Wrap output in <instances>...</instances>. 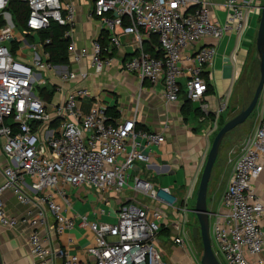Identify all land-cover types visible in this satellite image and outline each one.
Masks as SVG:
<instances>
[{"label": "built area", "instance_id": "1", "mask_svg": "<svg viewBox=\"0 0 264 264\" xmlns=\"http://www.w3.org/2000/svg\"><path fill=\"white\" fill-rule=\"evenodd\" d=\"M27 7V29L22 30L9 11L11 0H0V136L10 164L4 168L5 182L0 186V225L15 228L30 226L28 243L35 258L33 264H86L77 253L67 249L53 251L45 245L40 227H49L63 234L75 227V218L64 213L63 204L53 190L68 203L62 185H87L99 191L121 194L127 188L148 197L149 202L121 204L114 221H89L79 216L81 223L94 233V243L85 254L94 264H170L157 236L165 222L161 206H175L177 198L167 187H157L140 175H132L137 162L151 161V155L139 148L162 145L166 141L163 131H150L139 127L136 113L127 118L111 117L104 104L95 105L83 113L79 107L82 98L89 95L86 87L70 90L60 102L49 100L42 94L49 78L59 81L80 82L84 71L57 72L46 49L51 38L30 41L51 21L69 26L65 36L70 38L69 57L81 62L85 53H75L73 25L76 17L74 0H19ZM253 0H224L227 17L224 22L214 20L210 4L203 0H92L90 14L98 17L105 29L133 35L137 44L134 56L124 62V70L137 73L152 84L163 85L164 99L177 102L183 93L202 112L200 121L210 119V136L221 128L220 120L228 108L229 95L218 108L211 111L204 102L209 80L204 70L214 64L215 46L199 48L184 56V50L212 37L223 38L228 32H242L248 20V7ZM119 33L112 36L114 46H120ZM156 35L158 52L150 53L142 46L145 37ZM17 47L13 50V44ZM99 38L92 41L91 65L96 72L103 71L109 59L103 54ZM24 53V55H23ZM22 55V57H21ZM186 60L187 66L182 62ZM50 73V75H49ZM182 79H185V84ZM39 88L40 94L35 93ZM264 95L258 125L245 140L235 158L232 173L222 195V210L210 215L214 252L221 264H264V230L259 219L264 204L253 190V181L264 169ZM26 177L34 179L26 191ZM198 185V183H197ZM197 185H192L185 197L182 212L195 205ZM12 189L24 204L38 210L35 217H16L8 213L3 192ZM175 238L184 244L189 231ZM72 242V240H71ZM248 256H253L250 261ZM201 264V263H199Z\"/></svg>", "mask_w": 264, "mask_h": 264}, {"label": "crops", "instance_id": "2", "mask_svg": "<svg viewBox=\"0 0 264 264\" xmlns=\"http://www.w3.org/2000/svg\"><path fill=\"white\" fill-rule=\"evenodd\" d=\"M74 1L76 4V17L73 25V38L76 43L75 53H85L86 56L81 62L70 57L69 64L57 65V72L84 71L87 76L80 82L64 83L60 82L57 76L51 77L46 90H54L51 100L60 102L73 88L86 87L89 95L79 102V107L83 113L90 112L97 104H104L119 112L121 118H127L136 113L139 127L150 131L164 132L166 137L164 144L148 148L142 145L139 148L144 153L151 155V161L147 163L137 162L132 170V175H140L153 182L157 187L169 188L177 198L175 206H161L166 219L156 240L157 246L163 250L169 263L199 264L201 259L197 258L193 252L191 237L187 235L184 244L175 243V238L181 235L183 227L188 230V219L191 217L189 213H195L189 208L185 214L182 212V208L190 186L197 185L202 175L214 139L212 135H208L210 119L200 121L202 112L198 109V104L195 103H192L189 113L184 114L182 111L185 103L184 93L177 102L168 103L164 99L162 84L154 85L149 80L142 79L137 73L124 70V62L134 56L137 51L134 36L120 34V29L116 32L105 29L99 18L92 17L90 14L92 0ZM203 1L210 4V12L214 20L225 21L227 9L224 0ZM262 3L263 0H253L251 6L248 7L247 25L242 32L230 31L219 40L206 37L198 41L193 48L184 50V56H186L195 53L204 46L216 47L217 54L213 66L206 67L204 70L214 92H207L204 96V102L213 111L229 95L228 108L221 117L225 122L230 120L239 108V103L235 100L233 93L230 92L232 86L237 85L238 79L250 58L249 55L255 48ZM115 33H119L120 46H114L111 41ZM105 36L107 43H101L104 48L103 54L109 59V63L103 71L96 72L91 65L92 41L94 38L105 39ZM142 46L150 53H157L159 47L157 36L145 37ZM182 64L186 67L188 62L183 60ZM181 81L185 84V79ZM235 108L236 111H234ZM258 122L259 119L257 125ZM254 130L248 128L245 131L240 130L241 135L238 138H228L226 143L223 140L222 145L225 143V153L222 159L219 158L218 162L216 161L209 183L208 204L211 214L223 209L222 195L230 180L233 162L239 155L240 148L246 138ZM4 141V138L0 136V186L6 179L4 168L10 164L3 149ZM261 162L264 166V156ZM33 181L34 179L26 177L25 188L29 194L37 193L31 188ZM61 189L66 191L68 203L58 194L57 190H53V193L59 203L63 204L64 213L75 218V227L63 234H58L52 228L54 219L49 216L48 223L50 226H42L39 231L45 238L44 243L48 248L53 251L67 249L75 252L87 261L86 264H94L92 259L85 254L86 248L94 243V233L81 223L79 216H86L89 221H114L116 211L121 204L132 202L141 205L144 201L149 202L143 196L141 197L142 194L131 188H127L121 194L99 191L87 185L65 184L61 186ZM253 190L264 204V169L253 181ZM3 200L8 213L13 216L19 218L35 217L38 214L35 206L22 203L12 189L3 192ZM167 207L172 208V213L165 210ZM212 221L213 217H211ZM259 223L264 230V213L260 216ZM164 230L165 233H162ZM31 231L32 228L27 225L15 228L0 225V264L34 263L35 258L28 243ZM189 232L194 238L193 230ZM262 257H264V251ZM248 258L250 261L255 260L253 256H248ZM62 263V257H55V264Z\"/></svg>", "mask_w": 264, "mask_h": 264}, {"label": "water", "instance_id": "3", "mask_svg": "<svg viewBox=\"0 0 264 264\" xmlns=\"http://www.w3.org/2000/svg\"><path fill=\"white\" fill-rule=\"evenodd\" d=\"M255 56L260 59V80L254 96L248 106L241 109L234 117L226 121L214 137L200 178L197 200L194 207V212L199 221V226L193 228V236L194 238H198L200 236L202 239L203 254L200 260L201 264H221L212 245L210 220L212 212L209 209L208 204V190L212 171L217 161L222 142L229 132L237 126L243 124L251 116L258 105L264 89V0L261 5V19L256 38ZM234 111H236V108Z\"/></svg>", "mask_w": 264, "mask_h": 264}, {"label": "rangeland", "instance_id": "4", "mask_svg": "<svg viewBox=\"0 0 264 264\" xmlns=\"http://www.w3.org/2000/svg\"><path fill=\"white\" fill-rule=\"evenodd\" d=\"M255 53H256V45H255L254 50L249 55L250 58H249L246 66H245L244 71L242 72L240 78L238 79L237 85H233L232 88H231V92L230 93L231 94L233 93L235 100L239 103V108L235 112L234 116L241 109H243L244 107L248 106V104L250 103V101L252 100V98L254 96V93H255L256 88H257L258 83H259V80H260V59L255 56ZM46 87H48V86L46 85ZM40 91L41 90L39 88L35 89V93L37 95L40 94ZM263 95H264V89H263V92L261 94L260 100H259L258 105L255 108L254 112L251 114V116L243 124L237 126L235 129H233V131H231V133L226 135V137L224 139L225 143H226L228 138H231V139L238 138V136L241 135L240 132L242 130L245 131L247 128L250 129V130H254L256 128L257 121H258V119L260 117ZM237 129H238V131L236 132ZM225 143H224V145H221L222 148H220V152H219V155H218V158H217V162H218L219 158L222 159V157L224 156ZM240 150H241V148H240ZM199 183H200V179H199L198 185H197L196 196L190 202V206L196 204ZM142 196L143 195H141V197ZM143 198L148 200V197L143 196ZM165 210L170 212V213H172V208L171 207H167V208H165ZM162 211H163V209H162ZM189 214H190L191 217H189V219H188V230L190 231V230H193L194 227H196V226L198 227L199 226V221H198L197 216H196L195 213L191 212ZM189 236L191 237L192 242H193V248H194L193 252L195 253L197 258L201 259L202 254H203V243H202L201 237L199 236L198 238H193L190 233H189ZM165 258H166V256H165Z\"/></svg>", "mask_w": 264, "mask_h": 264}, {"label": "trees", "instance_id": "5", "mask_svg": "<svg viewBox=\"0 0 264 264\" xmlns=\"http://www.w3.org/2000/svg\"><path fill=\"white\" fill-rule=\"evenodd\" d=\"M9 11L14 16L15 22L17 23L18 27L22 30H26L27 29L26 19H25V16L27 14L26 5L19 0H11ZM68 28L69 26H63L57 21H51V24L49 25V27H47L46 29L40 30L36 37L28 35V39L30 41H34L37 39V37L38 39H41V40H44L46 38H51L50 44L46 45V49L51 53V61L55 65H67L70 63V57L68 54L70 38L65 36V32ZM100 41L103 42V44H106L107 37L105 36V39L100 38ZM17 46H18L17 43H14L13 50H15ZM208 92L209 93L214 92L211 85H209ZM42 94L44 95V97L50 100L54 94V90L47 91L45 89V91H43ZM184 100H185V103L183 105L182 111L184 114H187L189 113L191 109L192 102L186 95H185ZM108 114L111 117H115V118L119 117V112H117L112 107H108ZM224 123H225V120L221 119L220 120L221 127L223 126ZM162 233H165V230Z\"/></svg>", "mask_w": 264, "mask_h": 264}]
</instances>
